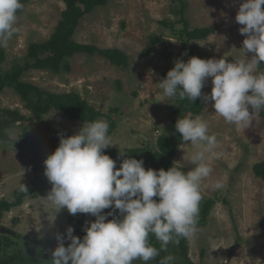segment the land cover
<instances>
[{
    "label": "rangeland",
    "instance_id": "1",
    "mask_svg": "<svg viewBox=\"0 0 264 264\" xmlns=\"http://www.w3.org/2000/svg\"><path fill=\"white\" fill-rule=\"evenodd\" d=\"M185 1L188 27H213L206 38L188 43L179 39L177 31L183 24L176 21L170 0H107L83 16L73 38L121 50L127 56V66L111 64L97 54L76 53L69 58V72L29 70L21 79L50 91H76L94 107L95 120L108 122V135L113 143L108 149L116 148L118 153L107 154L117 159L116 166L125 157H133L128 150L137 149L141 155L133 158L143 160L146 152L140 151L142 147L149 153L156 151L157 138L169 133L168 126L179 100V95L165 97L159 81L166 77L176 59L191 55V44H196V55L204 59L225 57L229 62L245 59L242 49L245 35L239 31L243 26L235 21L243 0ZM64 7L62 0H24L17 13V31L4 47L6 59L0 63V69L11 68L15 60L22 62L30 42L47 39ZM162 20L174 24H163ZM245 56L251 60L253 53L247 52ZM257 71L264 72V68ZM211 87L209 77L202 94H210ZM213 103L205 101L198 114H186L206 121L209 134L217 139L219 155L209 161L213 171L201 183L199 210L207 199L213 203L204 221L197 225L196 233L188 239L186 254L182 256L179 249L170 250L175 254L171 264H264V236L258 226L264 215V181L252 171L253 164L264 159V119L249 106L253 120L249 127L238 129L214 112ZM0 108H17L31 121V125L18 122L0 132V198L14 200L21 183L28 188L38 179L50 183L44 175L43 163L50 146L58 145L61 135L76 133L83 123L54 110L37 120L10 87L0 92ZM23 126L26 135L22 134ZM186 143L190 142L180 141L171 160L178 167L182 164L184 172L193 167L187 162L193 147ZM120 151L126 152L124 156H120ZM216 180L224 187L213 188ZM50 190H42L35 197L28 194L20 205L3 212L0 224L15 232L12 237L15 247L26 248L31 238H40L53 246L56 234L63 230L62 224L69 222L65 218L66 208L55 213L46 201ZM90 217L78 213L81 221L77 225L88 226ZM69 226L74 228V223L69 222ZM173 244L174 239L169 249ZM43 252L51 258V248ZM132 264L145 262L137 259Z\"/></svg>",
    "mask_w": 264,
    "mask_h": 264
},
{
    "label": "clouds",
    "instance_id": "2",
    "mask_svg": "<svg viewBox=\"0 0 264 264\" xmlns=\"http://www.w3.org/2000/svg\"><path fill=\"white\" fill-rule=\"evenodd\" d=\"M262 5L264 0H243L235 16L243 26L239 31L245 35V59L229 62L225 57L204 59L195 55L186 62L176 59L159 81L163 95H179L191 102L202 97L214 102V112L227 123L238 129L249 127L253 120L249 106L254 113L264 108V72L257 71L264 62ZM22 8L21 0H0V47H7L16 33L17 13ZM247 52L253 53L251 60L246 58ZM209 77L211 92L202 94ZM81 123L83 126L73 135H61L58 147L43 161L44 175L51 184L45 199L55 213L66 208L71 215L89 214L95 219L84 228L82 239L73 235L71 226L66 235L56 234L51 264H132L137 259L146 264L159 255L149 242L150 233L163 251L174 237L191 239L197 231L201 183L212 174L209 161L219 155L216 136L209 134L207 122L199 116L179 117L176 121L181 140L193 147L187 159L193 167L187 172L176 162L167 170L146 169L143 160L133 157H125L117 167L105 152L117 151L108 149L113 145L108 122L97 119ZM212 187L221 189L224 184L216 180ZM19 190L29 191L23 183ZM110 208L118 210L120 216L104 213ZM65 240L70 241L67 246ZM173 260L168 255L159 264H171Z\"/></svg>",
    "mask_w": 264,
    "mask_h": 264
},
{
    "label": "trees",
    "instance_id": "3",
    "mask_svg": "<svg viewBox=\"0 0 264 264\" xmlns=\"http://www.w3.org/2000/svg\"><path fill=\"white\" fill-rule=\"evenodd\" d=\"M65 4L64 9L61 11V18L57 21L54 31L49 35L47 39L41 42H30L27 46V52L22 62L15 60L9 69H0V92L4 87H10L14 93L24 101V105L30 108L37 120H40V116L46 114L50 110L65 114L69 119L79 122H91L95 121L97 112L94 107L90 105L86 99L82 98L76 91H50L42 88L41 86L32 82L22 80L21 75L25 71L29 70H42L46 69L54 74H60L63 72H69L70 63L69 58L76 53H83L85 55L97 54L110 63L120 66H127V56L124 52L113 47H100L95 44L76 41L73 36L76 29L81 23V19L84 15L93 11L95 7L105 4L107 0H62ZM22 4L24 0H21ZM171 11L177 16L176 21H180L183 24L181 29L175 30L178 33L179 39H182L184 43H188L191 40H199L206 38L214 29L210 26L203 27H188V20L185 17V11L187 9V3L185 0H170ZM19 12V11H18ZM163 24H174L168 22V20H162ZM153 40H157L153 38ZM191 55L181 57L185 62L189 57L196 55L197 46L191 44ZM6 59V53L4 47H0V63ZM259 65L258 68H264V62ZM205 101L203 98H197L194 102H191L187 98L181 99L179 97L178 104L175 106V116L172 118L170 125L168 126L169 133L161 134L157 138L158 149L153 152H148L146 147H142L141 152L145 151L143 156L144 167L159 170L163 168L167 170L171 167L173 155L176 152L177 146L181 141V134L176 131L175 124L177 119L186 117V114L194 115L198 114L202 109ZM251 107V106H250ZM259 115L264 119V108L259 111ZM192 117V116H191ZM26 123L31 125V121L26 119V116L21 113L17 108H0V132L3 128L14 125L16 123ZM23 135H26V126H23ZM2 136V135H1ZM59 145V144H58ZM58 145H51L48 153L54 152ZM140 149V148H139ZM110 150L105 149L108 153ZM114 151V150H111ZM116 151V150H115ZM131 155L140 156L141 153L137 149L132 151L128 150ZM118 153V150L116 151ZM121 156V155H120ZM119 156V157H120ZM117 157V156H116ZM118 158V157H117ZM117 160V159H115ZM119 167V166H117ZM254 175L264 181V159L255 162L252 166ZM45 189H51L50 183H45L42 180H36L31 182V186L28 188V192H16L14 200H6L0 198V218L4 211L9 210L11 207L20 205L23 197L31 194L37 196V194ZM158 200V197H154ZM213 203L212 199H207L198 215V224L204 221L209 206ZM113 212L118 218L120 216L118 210L114 208L105 209L104 213ZM77 215H71L66 210L65 218L69 222L74 223L73 235L83 238L86 234L84 226H78ZM108 219H112L113 216H108ZM78 219V220H77ZM95 217L91 216L90 221ZM75 221V222H74ZM69 222L66 220L62 224L63 230L61 235H66V229ZM71 224V223H70ZM197 224V225H198ZM259 231L264 236V215L261 216L258 221ZM2 225L0 224V264H36L44 261L46 264H51V258L49 254H44L45 248H51L53 251L57 246V241H54V245L50 246L43 243L40 238H31L30 244L26 248L15 247V242L12 239L14 237L13 230L9 232H1ZM16 237L17 234H15ZM179 240V243L173 244L169 249L170 243L167 245V251L160 250V242L155 238L154 234H149V242L159 250V255L150 260L152 264H159L160 260L164 257L171 255L175 257L174 253L170 250L176 251L179 249L182 256L186 254L188 249V239L183 237H174V240ZM70 241L65 240V246ZM148 264V262H146ZM219 264H227V262H221Z\"/></svg>",
    "mask_w": 264,
    "mask_h": 264
},
{
    "label": "water",
    "instance_id": "4",
    "mask_svg": "<svg viewBox=\"0 0 264 264\" xmlns=\"http://www.w3.org/2000/svg\"><path fill=\"white\" fill-rule=\"evenodd\" d=\"M1 232H9L7 228H4L3 226L1 227ZM52 245V244H51Z\"/></svg>",
    "mask_w": 264,
    "mask_h": 264
}]
</instances>
